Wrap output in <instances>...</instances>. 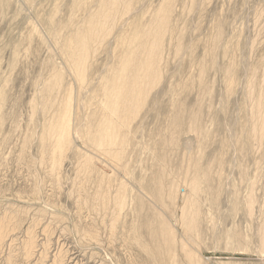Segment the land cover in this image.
Segmentation results:
<instances>
[{
	"label": "rangeland",
	"instance_id": "1",
	"mask_svg": "<svg viewBox=\"0 0 264 264\" xmlns=\"http://www.w3.org/2000/svg\"><path fill=\"white\" fill-rule=\"evenodd\" d=\"M53 259L264 264V0H0V264Z\"/></svg>",
	"mask_w": 264,
	"mask_h": 264
},
{
	"label": "bare ground",
	"instance_id": "2",
	"mask_svg": "<svg viewBox=\"0 0 264 264\" xmlns=\"http://www.w3.org/2000/svg\"><path fill=\"white\" fill-rule=\"evenodd\" d=\"M81 85V84H80ZM80 91V90H79ZM70 97V96H69ZM71 98V97H70ZM73 98V97H72ZM73 99H75V98H73ZM72 100H68L67 102H66V104H65V118H64V122H63V125L61 126V128H60V132H59V139H58V143H61L62 144V146H66V145H69L68 143L72 140V138H75V140H77V141H81V139H80V137H79V134H78V129H77V125H74V126H72L71 127V124H70V121H71V118H75V120H77L78 119V112L77 111H75V108L73 109L72 108V102H71ZM80 105V104H79ZM78 106V105H77ZM74 107V106H73ZM79 108V107H78ZM77 112V113H76ZM80 114V113H79ZM86 152V151H85ZM86 153H88V152H86ZM91 153V152H90ZM93 153V152H92ZM92 156V155H91ZM89 158V157H88ZM105 162V161H104ZM125 170V169H124ZM123 194V193H122ZM156 195V194H155ZM166 220H164L163 222V224L165 225V227H166V229H167V233H170V230H171V228H168V223L167 222H165ZM191 226V224L188 226V228ZM152 229V228H151ZM175 231V230H174ZM164 232H166V231H164ZM166 233V234H167ZM175 233V232H174ZM165 234H163V236H164ZM168 236V235H167ZM176 236L174 235V237H173V234H169V238H170V240L171 241H173L174 239L176 240V238H175ZM166 238H168V237H166ZM169 238H168V240H169ZM172 243V242H171ZM174 243V242H173ZM172 243V244H173ZM62 245H64V244H62ZM66 245V244H65ZM76 245V244H75ZM28 246L32 249L33 247H34V241H33V239H31L29 242H28ZM80 246V245H79ZM83 247V246H82ZM86 249V248H85ZM70 250V249H69ZM87 251V250H86ZM85 251V252H86ZM170 251V250H169ZM67 252V251H66ZM65 252V253H66ZM84 252V253H85ZM186 254V253H185ZM48 255V254H47ZM97 255H98V253H97ZM54 256H55V254H54ZM57 256V255H56ZM55 256V257H56ZM58 257V256H57ZM193 256L191 255V258H192ZM90 258H92L91 256H90ZM99 258V257H98ZM194 258V257H193ZM68 259V258H67ZM109 259V258H108ZM54 261V264H62V260L61 259H53ZM60 260V261H59ZM72 260V259H71ZM110 260V259H109ZM89 261V260H88ZM61 262V263H60ZM106 264V263H105ZM111 264V263H110Z\"/></svg>",
	"mask_w": 264,
	"mask_h": 264
}]
</instances>
